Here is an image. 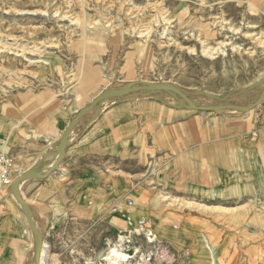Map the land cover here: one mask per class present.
I'll list each match as a JSON object with an SVG mask.
<instances>
[{
	"label": "rangeland",
	"instance_id": "rangeland-1",
	"mask_svg": "<svg viewBox=\"0 0 264 264\" xmlns=\"http://www.w3.org/2000/svg\"><path fill=\"white\" fill-rule=\"evenodd\" d=\"M140 81L176 87L196 106L252 105L264 89V0H0V151L13 169L44 173L56 156L35 165L25 152L57 114ZM172 93L139 91L93 111L137 106L138 157L108 169L124 183L115 201L52 210L35 206L34 185L0 188V224L25 227L18 264H34L20 191L38 264H106L114 246L127 257L119 264H264L259 107L197 111ZM247 131L256 141L242 147ZM208 146L224 153L214 160Z\"/></svg>",
	"mask_w": 264,
	"mask_h": 264
},
{
	"label": "crops",
	"instance_id": "crops-1",
	"mask_svg": "<svg viewBox=\"0 0 264 264\" xmlns=\"http://www.w3.org/2000/svg\"><path fill=\"white\" fill-rule=\"evenodd\" d=\"M257 107L260 109L258 113L260 128L257 131L259 139L253 140L252 138L256 136L254 134L251 136L250 131H247L241 134V144H243L242 147L244 143L247 145L245 147H250L249 145L256 141L257 150L262 151L264 101ZM94 110L95 108L89 111L70 131L64 155L58 167L43 179L26 180L21 184L20 190H25L24 192L31 190L34 185L32 200L35 206L53 210L61 207L58 205L59 200H74L83 205L84 201H100L101 199L104 204L107 200L115 201L121 195L124 184L121 176L116 173L112 175L108 169H120L123 160L131 162L138 157V139L142 137V129L139 130L137 106L124 102L93 116ZM72 118L73 116L67 114H57L56 125L40 131L34 139L32 151H26L25 155L33 156L35 165L43 158L46 160L49 155L57 156L56 150H58L62 133ZM158 132L146 131L145 136L153 142L154 138L160 137ZM208 148L211 149L210 152L213 154L211 158L214 160L219 157V152L224 153L217 146L213 148L208 146L203 150L206 151ZM194 149H201V146H194ZM54 161L55 157L50 165L46 164V167L49 168ZM220 168L227 167L222 165ZM21 191L20 196L25 201ZM24 231L25 227L12 223L10 217L0 224V248L3 250L1 258L10 260L9 264H18L23 247L20 236Z\"/></svg>",
	"mask_w": 264,
	"mask_h": 264
},
{
	"label": "water",
	"instance_id": "water-1",
	"mask_svg": "<svg viewBox=\"0 0 264 264\" xmlns=\"http://www.w3.org/2000/svg\"><path fill=\"white\" fill-rule=\"evenodd\" d=\"M136 84L134 85H126L123 86L121 88H118L119 90H116L114 92H107L104 91L102 93H100L99 95H97L95 98H93L90 103L84 108L82 109L80 112H78L69 122V124L66 126V128L64 129L61 139H60V143H59V147H58V153L57 156L55 158V161L53 162V164L44 172V173H35L33 172V170L31 171H22V173H20L19 175H17L12 183L9 186V191H11V189L13 188L14 184L17 182H24L26 180H31V179H43L46 176H48L50 173H52L59 165V163L61 162L63 155H64V148L67 142V137L70 133V131L72 130V128L74 127V125L81 119L83 118L89 111H91L92 109L96 108L104 99H109V100H115L127 95H131L133 93L136 92H141V91H165V92H169L172 93V91L175 92L176 95H178L181 100L185 103V105L187 106V108L191 109V110H197V111H207V110H221V109H229L232 111H242V112H250L251 110H253L254 108H256L258 105H260L263 101H264V89L261 92L260 96L257 98V100L250 106L248 107H237V106H232V105H224V106H215V107H203V106H196L194 105L186 96L185 94L179 90L176 87L170 86V85H166L165 86H159V84H155V83H148V82H134ZM132 86H134L133 88H131ZM157 90H155V89ZM171 91V92H170ZM173 94V93H172ZM17 202L22 206L23 208V213H24V217L26 220V223L28 224L29 230L31 231V234L33 236V246H34V253H33V263L34 264H38L39 263V251H40V243L37 241V230L35 227V223H34V219H33V215L31 212L30 207L27 205V203L21 198L18 197L17 198Z\"/></svg>",
	"mask_w": 264,
	"mask_h": 264
},
{
	"label": "built area",
	"instance_id": "built-area-1",
	"mask_svg": "<svg viewBox=\"0 0 264 264\" xmlns=\"http://www.w3.org/2000/svg\"><path fill=\"white\" fill-rule=\"evenodd\" d=\"M20 173H22L21 170L13 169L11 159L8 155L0 151V188L5 187L9 190L13 179ZM12 175L14 178H12Z\"/></svg>",
	"mask_w": 264,
	"mask_h": 264
},
{
	"label": "bare ground",
	"instance_id": "bare-ground-1",
	"mask_svg": "<svg viewBox=\"0 0 264 264\" xmlns=\"http://www.w3.org/2000/svg\"><path fill=\"white\" fill-rule=\"evenodd\" d=\"M136 12V11H135ZM135 86V85H134ZM132 86V87H134ZM161 86V85H159ZM131 87V88H132ZM116 88V87H115ZM116 91V89H112V90H108V92H114ZM105 100H108L107 98ZM103 101V100H102ZM102 103V102H101ZM229 110V109H228ZM230 112V111H229ZM234 112V111H233ZM23 182H17L14 184L13 188L11 189L12 191H15L17 189V187L22 184ZM15 189V190H14ZM17 193V192H16ZM13 194L14 198L17 200V198L19 197L18 194ZM21 206V205H20ZM21 209L23 210L22 206ZM119 246H114L113 249L110 250V248L108 249L106 255H105V260H106V264H119L120 262H125L127 260V257L121 252V249L118 248ZM46 254L44 255L43 258H45Z\"/></svg>",
	"mask_w": 264,
	"mask_h": 264
}]
</instances>
